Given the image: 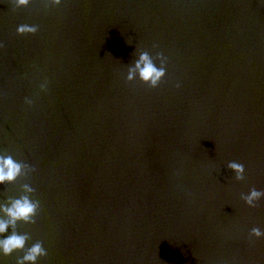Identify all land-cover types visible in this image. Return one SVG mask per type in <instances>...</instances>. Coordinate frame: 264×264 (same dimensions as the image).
Listing matches in <instances>:
<instances>
[{"label":"water","instance_id":"obj_1","mask_svg":"<svg viewBox=\"0 0 264 264\" xmlns=\"http://www.w3.org/2000/svg\"><path fill=\"white\" fill-rule=\"evenodd\" d=\"M0 42V154L37 169L0 202L36 189L38 264H264V0H0ZM136 48L159 87L126 80Z\"/></svg>","mask_w":264,"mask_h":264},{"label":"clouds","instance_id":"obj_2","mask_svg":"<svg viewBox=\"0 0 264 264\" xmlns=\"http://www.w3.org/2000/svg\"><path fill=\"white\" fill-rule=\"evenodd\" d=\"M32 0H13L15 8L27 7ZM47 5H60L62 0H45ZM39 26L21 25L17 28V33L35 35ZM131 45V44H130ZM3 42H0V48H3ZM158 45L153 44V48ZM132 55L137 58L128 67L126 80L133 82L139 78L141 82L149 88H157L167 75L168 58L163 52H157L155 57L148 51L137 49ZM159 61V66H157ZM41 91H47L48 81L45 80L39 85ZM179 87V85H177ZM25 103L32 105L33 99L25 97ZM227 168L235 173V179L245 180V166L239 162H229ZM37 171L34 165L24 161H18L12 154H0V185L15 184L20 178H29L31 174ZM20 195L17 197L7 196L5 201L0 202V253L5 256H11L19 252L23 255L16 257V264H38L41 257L48 255L47 249L42 241H36L28 245L31 235L27 232L18 231V226L23 224L35 225L38 222L40 201L34 198L36 189L29 183L20 185ZM241 199L250 207H256V202L264 199V191L251 188L248 194H242ZM11 230V231H9ZM264 239V231L254 227L250 232V239Z\"/></svg>","mask_w":264,"mask_h":264}]
</instances>
